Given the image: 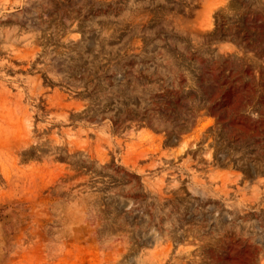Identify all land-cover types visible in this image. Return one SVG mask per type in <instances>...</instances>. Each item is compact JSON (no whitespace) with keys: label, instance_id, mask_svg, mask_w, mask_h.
<instances>
[{"label":"rangeland","instance_id":"obj_1","mask_svg":"<svg viewBox=\"0 0 264 264\" xmlns=\"http://www.w3.org/2000/svg\"><path fill=\"white\" fill-rule=\"evenodd\" d=\"M0 264H264V0H0Z\"/></svg>","mask_w":264,"mask_h":264}]
</instances>
